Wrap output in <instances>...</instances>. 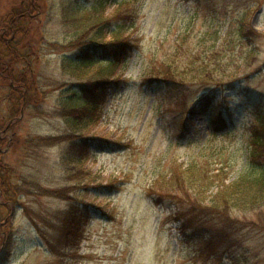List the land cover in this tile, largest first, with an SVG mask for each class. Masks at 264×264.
<instances>
[{"label": "rangeland", "instance_id": "1", "mask_svg": "<svg viewBox=\"0 0 264 264\" xmlns=\"http://www.w3.org/2000/svg\"><path fill=\"white\" fill-rule=\"evenodd\" d=\"M119 33L108 69L86 45ZM214 89L224 125L188 113ZM258 115L264 0H0V264H264V205L231 211L220 251L182 219L209 198L173 179L201 172L206 197L235 180ZM71 202L89 218L60 256L47 238Z\"/></svg>", "mask_w": 264, "mask_h": 264}, {"label": "trees", "instance_id": "2", "mask_svg": "<svg viewBox=\"0 0 264 264\" xmlns=\"http://www.w3.org/2000/svg\"><path fill=\"white\" fill-rule=\"evenodd\" d=\"M8 25H12V23L10 22ZM9 28L10 30L12 29V32L15 30L11 26ZM89 43L90 45H86L87 48L99 49L107 59L108 69L115 66L121 60L120 57L126 55L130 49V42L124 38L122 33L117 34L111 41L93 43L89 40ZM85 49L83 48L84 51ZM120 50L122 52L118 56ZM82 58L83 56L79 54L76 62L79 63V59ZM84 101L88 105H95L92 100L86 99ZM216 102L217 90L214 89L203 95L196 105L190 108L188 113L194 117L208 115L211 123L224 125L225 118L223 113L218 112L219 115H217L209 112ZM253 123L250 126L248 135L246 164L243 171L235 180L229 183L220 180L219 184L216 185L214 194L208 195V197L204 194L210 189V187L205 189L204 187L209 183V186H214L215 182L211 180L207 183L205 175H202L201 172L196 174V171L190 169L191 171L187 173L186 171L183 173L181 171L180 178L174 177L178 174L173 176L174 181L176 179L180 184L187 182L197 186L199 188L197 194L199 197L204 195L203 200H206V198L208 200L209 198L204 205L205 209L203 208L204 210L201 211V215L197 219L192 217L191 214H187L182 219L187 225L184 228L191 229L196 238L208 241L217 240V250L220 249V251L225 247H230V244L232 245L233 242L240 239V233L238 234V232L241 221L234 219L231 216V211L233 209H257L264 205V116L258 115ZM182 176L185 179H181ZM88 215L86 209H80L75 202H71L68 208L60 214L59 225L54 228L52 237L47 238L50 250L60 256L64 255L65 251L76 253L84 238Z\"/></svg>", "mask_w": 264, "mask_h": 264}]
</instances>
